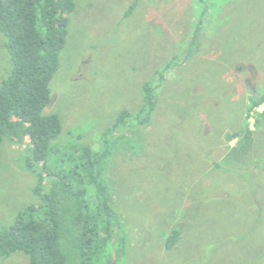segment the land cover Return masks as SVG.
Instances as JSON below:
<instances>
[{
	"label": "rangeland",
	"instance_id": "rangeland-1",
	"mask_svg": "<svg viewBox=\"0 0 264 264\" xmlns=\"http://www.w3.org/2000/svg\"><path fill=\"white\" fill-rule=\"evenodd\" d=\"M76 1L46 110L64 123L58 152L72 143L97 145L120 109L141 107L143 82L185 48L201 6L138 0L125 18L136 0ZM208 2L202 51L169 72L151 124L126 131L107 164L128 235L126 264H264V169L252 166L264 161V122L256 127L250 119L251 158L215 166L236 145L227 135L243 127L250 97L264 92V0ZM6 42L0 32V85L12 68ZM27 144L5 139L1 147L0 230L39 201ZM174 228L181 239L168 250ZM0 264L31 262L17 252Z\"/></svg>",
	"mask_w": 264,
	"mask_h": 264
},
{
	"label": "trees",
	"instance_id": "trees-1",
	"mask_svg": "<svg viewBox=\"0 0 264 264\" xmlns=\"http://www.w3.org/2000/svg\"><path fill=\"white\" fill-rule=\"evenodd\" d=\"M199 1V19L187 45L143 82L141 107L120 109L100 132L97 145L72 143L58 152L64 123L59 114L46 110L77 1L0 0V32L12 59L0 85V151L5 139L17 144L28 140L23 154L26 167L37 177L33 192L39 200L1 228L0 257L23 252L31 264H126L128 235L113 203L107 164L126 131L151 124L169 72L202 51L213 5ZM137 5L138 0L132 2L124 17ZM263 104L264 92L250 97L243 127L227 135V143H237L215 163L217 168L251 158L255 130L250 119L255 117L256 127L264 122V110H258ZM263 162L252 161L255 171L264 169ZM256 217L257 223L262 220L260 213ZM180 239L181 231L174 228L165 247L174 248Z\"/></svg>",
	"mask_w": 264,
	"mask_h": 264
}]
</instances>
